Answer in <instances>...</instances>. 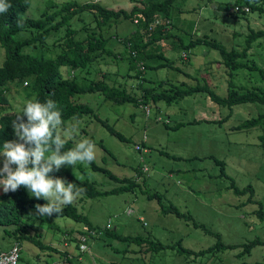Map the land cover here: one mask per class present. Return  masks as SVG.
I'll list each match as a JSON object with an SVG mask.
<instances>
[{"label": "rangeland", "instance_id": "obj_1", "mask_svg": "<svg viewBox=\"0 0 264 264\" xmlns=\"http://www.w3.org/2000/svg\"><path fill=\"white\" fill-rule=\"evenodd\" d=\"M52 1L60 3L64 0ZM76 1L97 2L107 8L126 10L133 5L132 0ZM238 1L240 3L237 4L244 3V0ZM234 4L235 0H175L169 14L171 35L157 42L153 51L155 55L160 52L164 57H155L150 61V64H155L158 59V62H167V66L145 68L141 78L135 70L128 68L126 60L103 54L89 67L88 73L81 72L80 76L84 75V82L104 77L109 83L124 86L135 96L140 95L146 87L159 90L175 84L186 88L196 82L208 84L221 96L227 94L229 80L233 81L239 92L254 86L264 88V79L250 68L237 69L232 76L228 75L229 69L213 48L197 44L187 50L179 46L180 42L186 44L189 39L204 35L226 49L241 50L250 29L264 28V10L260 13L248 10L244 14L232 15L230 11ZM47 5V0H31L23 16L37 18ZM82 21L94 25L88 11L80 12L70 23L76 28ZM163 26L166 28L160 22L154 25V29ZM135 29L134 22L123 18L110 22L109 26H101L104 34L120 38L127 37ZM25 33L21 31L14 37L22 38ZM53 34L57 38L63 37V28ZM149 37L144 35L143 41ZM52 39L48 42V45L51 43L49 46H52ZM117 45L112 39L109 42L114 53L123 52L124 49ZM30 53L39 55L38 52ZM247 53V65L253 62L264 68L263 40L254 41ZM4 57V50L0 48V64ZM70 71L64 70V73L70 75ZM5 96L7 103L2 113H9L19 111L26 100L33 98V93L31 91L29 94L25 86L14 81L7 84ZM79 96L78 100L89 104L124 139L120 140L109 133L94 118L83 117L64 123L67 126L71 121L78 122L77 131L70 140L75 144L92 136L95 162L119 178H135L137 185L132 190L117 194L95 198L78 194L74 198L72 203L87 215L96 229L88 239L89 250L77 249L79 231L85 228L82 223L66 216L41 218L30 212L26 219L29 225L25 229L30 235L38 234L44 244L57 251L40 249L27 240L20 242L14 235L6 234L2 226L0 250L6 251L13 242H19L21 264L60 262L64 259V253L71 256L72 264H253L264 259L263 246H254L242 256L237 255L240 247L194 256L178 254L176 249L150 251L146 244L120 241L103 231L107 227L123 235L148 237L164 244L178 241L183 248L195 252L212 246L216 237L194 226L193 221L218 233L225 244H241L253 238L264 239V146L260 138L264 136V125L236 128L246 119L264 114V103L245 102L229 109L211 101L205 92H196L171 103L162 99L149 103L147 114L142 106L128 102L113 103L98 92ZM177 123L181 125L173 128ZM140 141L144 142L143 146ZM136 144L143 147L142 152ZM216 160L223 162L225 173L238 188L251 186L253 195L250 200H247L248 191L237 195L228 187L230 178L220 175V164ZM61 167H66L75 178L93 181L100 190L120 185L82 162ZM138 167L141 174L136 172ZM146 193L161 194L162 204L175 205L180 212L189 213L191 219L161 213L157 199L147 197ZM14 228L5 227L9 232Z\"/></svg>", "mask_w": 264, "mask_h": 264}, {"label": "trees", "instance_id": "obj_2", "mask_svg": "<svg viewBox=\"0 0 264 264\" xmlns=\"http://www.w3.org/2000/svg\"><path fill=\"white\" fill-rule=\"evenodd\" d=\"M174 1L175 0H132V7L126 10L122 8H107L97 2L79 3L76 0H64L63 2L57 3L52 0H47L48 5L46 9L39 17L32 18L23 16L31 0H10L11 7L5 14L0 15V48H3L5 54L0 64V143H2L3 140H16L12 132L11 121L15 119L22 108L19 111L2 113V110L5 109L4 104L7 103V98L5 96L7 84L14 81L25 86L29 94L32 91V99H38L41 102L48 99L53 100L56 107L61 111L63 123L69 119L81 120L83 117H91L120 140L124 139L123 135L116 131L112 125L108 124L106 120L100 118L89 104L78 100L80 97L79 95L98 92L105 100H109L113 103L121 104L128 102L148 108L149 103H154L157 100L162 99L166 103H171L172 101L179 100L186 95H191L196 92H205L211 101L220 106H227L229 109L235 104L245 102L264 103L263 87L254 86L239 92L235 89L232 80L228 81L227 94L225 96L216 94L208 84L200 85L198 82L186 88L177 87L175 84L170 85L168 89L159 90L146 87L143 88L142 93L138 96H135L120 84L107 82L104 77L89 79L84 82V75L80 76V73L84 71L88 73L89 67L94 62H97L99 58H102L103 54L113 57L117 56L120 58L119 60H126L128 68L135 70V73L139 74L141 78V72L145 68L167 66V62H158V59H162L164 55L160 54V52H156L157 54L155 55L153 51L154 48H156L155 44L157 42L171 35L169 14ZM237 3L240 2L235 0L233 7L247 6L249 11L255 10L259 13L264 10V0H244L243 4ZM49 8L52 10H49ZM248 10L245 11L239 8L236 11H230V14H244L248 12ZM82 11L91 13L94 25L82 21L78 27H72L70 21ZM121 18L134 22L136 26V29L130 32L127 37L120 38L117 35L109 33L104 34L102 32V25L109 26L110 22H115ZM160 22H162L166 28L163 26L155 30L154 25ZM61 28H63V37H55L53 33H58V30ZM21 31L26 32L25 36L22 38H15L14 36ZM146 34L150 35V37L148 40L143 41V36ZM53 37H55L56 40L55 38L52 39ZM51 39L53 43L52 46H49L51 43L48 45V42ZM111 39L118 44L117 46H121L124 49L123 52L117 51L118 53H114L112 51L114 49L109 47ZM257 39L264 41V28L257 30L250 29L245 38V46L241 50L226 49L221 43L204 35L191 38L186 44L180 42L179 46L187 50L197 44L213 48L219 52L221 62L229 69L228 75L232 76L233 71L247 67L257 71L260 77L264 79V68L253 62L249 65L246 64L247 51ZM148 49L150 50L148 51ZM30 52H38L39 55L35 56ZM155 57L158 58L156 63L150 64V61ZM68 69H71V76L69 73L67 75L64 73V70L68 72ZM23 81H26V85H23ZM230 112L231 111H229V114ZM71 123H73V121H71ZM260 124H262V126L264 125L263 113L258 114L256 117L246 119L242 123L236 125V128H249ZM180 125L181 123H177L173 128H177ZM260 138L262 139L261 144L264 146V136L261 135ZM89 139L92 141L94 140L92 136H90ZM139 143L141 146L144 145V142L142 143L140 141ZM99 144L104 148L101 142H99ZM72 147H74V143L68 139L64 145V149ZM138 150L142 152V149ZM104 151L107 153L109 152L106 148H104ZM216 161L220 164V175L230 178L224 171L223 162L220 160ZM87 165L89 169L105 174L107 177L120 183V185L110 189L100 190L95 186L93 181L86 178L78 179L72 176L66 167H60L58 171L51 173V175L64 178L68 182H73L76 186L81 187V196L87 198L117 194L132 190V188L137 185L135 178H119L112 174L107 168L98 165L95 160ZM136 172L138 174L142 173L139 167L136 168ZM228 187L237 195L248 191L249 196L247 200H250L253 195V190L250 185L240 189L231 178ZM146 196L150 198L155 197L157 199L161 213H173L177 217L191 219L189 213L180 212L175 205L162 204L161 194L146 193ZM44 202L45 201L42 199L38 200L30 197L23 187H18L14 192H0V226L3 227L6 234L14 235L15 237H13L20 242L22 240H27L40 249L57 251L56 248L44 244L38 234L30 235L25 229V226L29 225L28 220H26L29 218L28 212L35 213L34 206L36 204H43ZM52 216H56V214ZM58 216H66L76 222L82 223L85 228L79 232L87 235V239L96 231L87 215L80 212L73 203L66 206ZM192 223L194 226L201 228L205 233L214 235L216 237L215 243L207 249L195 252L183 248L178 241L173 244H164L159 241L149 240L148 237L143 238L138 235H123L107 227H105L103 231L106 235L120 241L146 244L150 251L176 249V253L178 254H193L194 256L214 253L225 249H235L238 247H240V250L237 255L242 256L243 254H248L254 246L264 247V239L260 238H253L241 244H225L221 241L218 233H213L202 224H198L194 221ZM6 226H14L15 228L9 232L5 229ZM76 245L77 249H79L78 244ZM70 260L71 256L64 253V259L61 260L62 262H58V264H72ZM253 264H264V259L255 261Z\"/></svg>", "mask_w": 264, "mask_h": 264}, {"label": "clouds", "instance_id": "obj_3", "mask_svg": "<svg viewBox=\"0 0 264 264\" xmlns=\"http://www.w3.org/2000/svg\"><path fill=\"white\" fill-rule=\"evenodd\" d=\"M10 7V0H0V15ZM77 124L73 122L65 126L61 111L51 99L43 102L26 100L11 121L16 140L0 143V192H14L23 187L30 197L45 201L34 206L35 216L43 218L61 214L82 189L51 173L62 165L88 164L95 159V145L88 138L64 149L66 141L76 133Z\"/></svg>", "mask_w": 264, "mask_h": 264}, {"label": "built area", "instance_id": "obj_4", "mask_svg": "<svg viewBox=\"0 0 264 264\" xmlns=\"http://www.w3.org/2000/svg\"><path fill=\"white\" fill-rule=\"evenodd\" d=\"M239 8H241L245 11L248 10L247 6H241V7L235 6V7H232L231 11L232 10L236 11ZM23 85H26V81H23ZM142 108L145 110V112L147 114L149 113L148 107L142 106ZM144 138H145V136H144ZM141 141H144V140L141 139ZM136 147H137V149H142V151H143V148L141 146H139L138 144H136ZM141 165L145 166L144 163H142ZM77 240H78V248L80 251L89 250V247L87 245V240H88L87 235L79 233ZM19 258H20V244H19V242H16V241L13 242L11 244V246L6 251L0 250V264H21L19 262ZM47 264H58V262L52 261V262H48ZM101 264H103V263H101Z\"/></svg>", "mask_w": 264, "mask_h": 264}]
</instances>
